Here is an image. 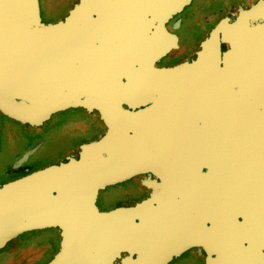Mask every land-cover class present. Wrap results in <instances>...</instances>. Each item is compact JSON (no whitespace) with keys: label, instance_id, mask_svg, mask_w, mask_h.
I'll return each mask as SVG.
<instances>
[{"label":"water","instance_id":"1","mask_svg":"<svg viewBox=\"0 0 264 264\" xmlns=\"http://www.w3.org/2000/svg\"><path fill=\"white\" fill-rule=\"evenodd\" d=\"M190 2L76 0L65 17L45 22L41 0H0V122L3 115L38 125L82 107L107 127L62 160L0 182V250L26 232L54 228L60 248L45 264H168L199 245L217 255L215 264H264L241 259L239 245L229 243L241 235L221 231L222 219L225 226L242 213L162 211L152 198L108 211L96 204L106 186L155 168L168 172L170 158L183 156V144H120L186 139L169 91L181 78L229 75L237 59L245 75L249 32L264 29V0L211 25L193 61L156 65L178 46L166 22ZM223 42L232 49L222 58Z\"/></svg>","mask_w":264,"mask_h":264},{"label":"flooded vegetation","instance_id":"2","mask_svg":"<svg viewBox=\"0 0 264 264\" xmlns=\"http://www.w3.org/2000/svg\"><path fill=\"white\" fill-rule=\"evenodd\" d=\"M50 1L52 5L45 13L41 5L45 22L65 17L76 0ZM259 2L261 0H191L166 22L167 29L177 36L178 46L163 53L156 65L172 67L193 61L211 25ZM249 33L244 76L238 75L235 62L229 75L186 76L181 78V87L172 88L183 102L184 141L120 143L183 144V156L170 158L168 172H158L155 168V172L135 174L101 189L96 200L101 210L132 206L152 198L156 210L242 213L244 215L237 220L225 225L229 234L241 235L231 238L229 243L239 245L245 260H264V29ZM221 39L224 40L223 33ZM228 49H232L230 44L223 42L222 58ZM239 103L245 104V108L239 109ZM100 122L81 107L59 111L38 125L1 115L0 154L11 161L4 170V176L9 179L0 178V182L30 173V162L36 158L54 155L62 160L66 153H75L81 144L99 139L107 132L106 125ZM242 122L246 140L239 144L238 130ZM33 149L27 159L17 163ZM21 238L46 245L43 256L48 261L59 250L62 239L60 231L54 229L30 231ZM216 257L215 253L209 256L199 245L187 249L168 264H211Z\"/></svg>","mask_w":264,"mask_h":264},{"label":"rangeland","instance_id":"3","mask_svg":"<svg viewBox=\"0 0 264 264\" xmlns=\"http://www.w3.org/2000/svg\"><path fill=\"white\" fill-rule=\"evenodd\" d=\"M41 5L43 7V12L45 13L47 11L46 9L51 7L52 2L50 0H41ZM79 111L83 110L79 109ZM92 115L97 117V119L100 121L96 113H93ZM56 157L57 156L54 155H48L36 158L34 161L30 162L29 167L32 171L43 168L60 160V158ZM9 161L11 160H8V158L3 154H0V178H4V180L9 179V176H4V170L7 169ZM100 205L104 207L102 202H100ZM54 231L58 232V230ZM46 249L47 246L40 243V241H24L20 236L19 240H16L7 248L0 250V264H43L48 261L43 256V254L46 252Z\"/></svg>","mask_w":264,"mask_h":264},{"label":"bare ground","instance_id":"4","mask_svg":"<svg viewBox=\"0 0 264 264\" xmlns=\"http://www.w3.org/2000/svg\"><path fill=\"white\" fill-rule=\"evenodd\" d=\"M239 59H237V61H235L236 62V65H237V67H238V71L239 70H241V67H239ZM241 62V61H240ZM244 69V68H243ZM244 72H245V69H244ZM244 72H243V74H244ZM210 78H213V77H210ZM170 91V93H171V95L172 96H174L175 98H177V103H173L174 105H176L177 106V108H180V110H179V112H180V114H181V116H182V121H183V123H182V125H181V127L182 128H184V125H186L185 123H184V116H183V114H182V109H183V102H182V98L180 97V96H177L178 95V93L175 91V90H172V89H170L169 90ZM223 220V225L221 226V228H225L226 226H224V219H222ZM223 233H226V230H221ZM222 244L224 243V242H221ZM237 250V255L239 254L240 255V257H241V259H243L244 261H249V260H245L242 256H243V254H242V251L240 250V249H236ZM253 260H256V259H250V261H253ZM213 264H215V262L213 263ZM252 264H254V263H252Z\"/></svg>","mask_w":264,"mask_h":264}]
</instances>
